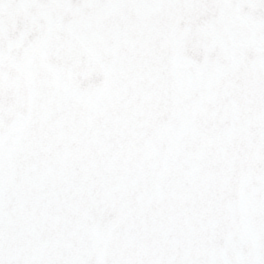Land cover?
<instances>
[{
	"label": "snow or ice",
	"instance_id": "obj_1",
	"mask_svg": "<svg viewBox=\"0 0 264 264\" xmlns=\"http://www.w3.org/2000/svg\"><path fill=\"white\" fill-rule=\"evenodd\" d=\"M0 264H264V0H0Z\"/></svg>",
	"mask_w": 264,
	"mask_h": 264
}]
</instances>
